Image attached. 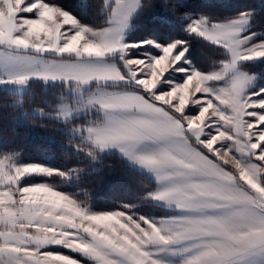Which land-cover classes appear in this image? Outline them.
<instances>
[{"label":"snow or ice","instance_id":"6c2138e0","mask_svg":"<svg viewBox=\"0 0 264 264\" xmlns=\"http://www.w3.org/2000/svg\"><path fill=\"white\" fill-rule=\"evenodd\" d=\"M0 93V264H264V0H0Z\"/></svg>","mask_w":264,"mask_h":264},{"label":"trees","instance_id":"16d2710c","mask_svg":"<svg viewBox=\"0 0 264 264\" xmlns=\"http://www.w3.org/2000/svg\"><path fill=\"white\" fill-rule=\"evenodd\" d=\"M192 2L193 6L206 4L216 11L234 12L247 7H256L258 10L261 0H192ZM13 99L11 96L0 93V105L11 104ZM52 99L51 93H45L41 86L36 85L33 87L32 97L28 99L26 107H42L43 101H51ZM0 115L5 117L0 119V141H6L28 155L35 156L47 152L52 156H56L59 160H63V154L58 150L56 144H49L41 139L43 136L51 135V130L45 132L43 129L37 128L32 131L28 127L17 125L12 120L14 113L10 108L3 109ZM56 139L59 142L63 138L57 136ZM105 164L111 165L112 169L108 170L106 168V175L102 179L92 177L85 181L84 185L93 196L97 197V203L101 206H103L102 202L108 197L109 189L113 185H129L134 182L133 178L121 169L117 158H108Z\"/></svg>","mask_w":264,"mask_h":264}]
</instances>
